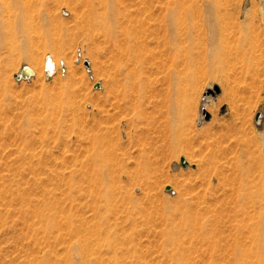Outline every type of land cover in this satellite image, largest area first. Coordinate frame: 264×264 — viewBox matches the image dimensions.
<instances>
[{"label": "rangeland", "instance_id": "374dc122", "mask_svg": "<svg viewBox=\"0 0 264 264\" xmlns=\"http://www.w3.org/2000/svg\"><path fill=\"white\" fill-rule=\"evenodd\" d=\"M168 1L153 0L152 9L158 14ZM65 3L46 0L44 18L34 14L29 39L10 38V49L0 51L5 60L20 52L12 65L0 64V264H200L219 256L264 254V0H174V96L173 85L142 64L139 93L132 97L137 111L115 120L105 111L108 43L101 33L76 26L74 13L85 10L83 0L77 8ZM132 3L130 9L138 0ZM209 10L218 34L222 25H235L236 43L211 36L205 22ZM134 14L145 15L136 9ZM38 24L46 25L44 30ZM69 37L74 42L64 58L50 42ZM158 44L140 54H158ZM234 45H240L239 61L227 52ZM32 50L34 75L16 79L30 64L25 55ZM54 51L69 63L67 72H39L45 55ZM257 112L263 114L259 124ZM173 115L170 145L164 125ZM147 121H155L156 130L146 132ZM110 123L122 129L116 140L121 149L112 152L114 169H126L129 176L150 163L151 170L132 181L126 176L124 183L114 181L111 202L94 204L90 194L102 188L94 178L115 161L95 149L101 133L103 152L110 149ZM220 142L238 144L242 165L251 171L241 207L237 184L222 187L214 181L211 191L205 186L201 161Z\"/></svg>", "mask_w": 264, "mask_h": 264}, {"label": "bare ground", "instance_id": "6f19581e", "mask_svg": "<svg viewBox=\"0 0 264 264\" xmlns=\"http://www.w3.org/2000/svg\"><path fill=\"white\" fill-rule=\"evenodd\" d=\"M132 1L134 0H129L127 2L128 5H126L127 3H124L126 2V0H83V3H85V10L84 7H82L83 8L82 13L84 11V14L81 13V15L83 16L79 15L80 13L78 15L74 13L75 19H77V21L75 22L76 26L80 27L81 29H84L87 34H91L94 31L101 33L102 35H104L109 46L110 63H109L108 81L110 85L106 99L109 108L105 110L109 116L108 118L109 120H115V116L117 114L122 115V118H126L130 109H134V111H137L138 107L133 106L132 97L134 96V93H139L138 84L141 80H139L138 74H139L140 66L142 64L149 65L150 68H155L156 71L160 74V80L165 79V83L168 81V83L172 84L173 91L172 92L169 91V92L173 93L172 95L174 96V82L176 81L175 78L177 76V70H175L174 68V44L177 42V38H178V27L175 22L177 19H174V0H169L168 2H166L165 6L162 5V7L160 8V12L158 14H156V11L152 9L153 0H138V5H133L136 7L130 9V7L132 6L130 4H133ZM57 2H59V0H57ZM63 2H66L65 5L69 3V5L72 4L71 6L74 5L73 7L77 8L80 7L82 0H63ZM45 3L46 0H0V51H2L4 46L5 48L10 49L11 47V44L9 42L10 38H15L16 36H19L24 39H29L30 32L35 27V25L33 24V20L36 18L34 17V14H37V19L41 18L44 15L43 9H45L46 7ZM135 9H136V13L141 11L145 15L142 17L137 16V14H134ZM10 10L11 11L13 10V12H9ZM211 11L212 10H209L207 12L205 19L206 26L210 31L211 36L216 37L217 35H220L222 38V43L223 42L229 43L230 42L229 39L234 38L233 42L236 43L238 40L239 31L238 29H235V25L234 26L227 24L222 25L221 30L218 34L217 32L219 30L217 29L218 31H216L215 28L217 21L215 22L216 23L215 24L213 20V14L215 13H211ZM215 11L217 14V10ZM9 13H11L10 14L11 18L7 15H4ZM5 16L7 17L5 18ZM215 17L216 15L214 16V19L217 20V18ZM38 25L40 29H43L46 26L42 24H38ZM73 39L74 38L69 37L67 39L68 40L67 42H55V43L50 42V44L54 49H56V51L62 52L64 54L63 57L65 58L66 57L65 50L67 48L70 49L69 46H72L74 42ZM154 43L155 45H157V47H159L158 43H160V45L162 46V49L159 50L158 54L156 55L140 54L141 49L148 48ZM227 52H229L231 54L230 57H232L236 61L240 60V56H241L240 45L238 46L234 45V49L232 51H227ZM14 53L15 54H11V57L13 59L14 57H18V53L20 52H14ZM35 54L36 52L32 50L29 53L27 52V55H25L26 60H28V62L30 61L29 62L30 64L24 67H29L33 71V75H34V67H36V63L33 64L34 61H36ZM56 54L57 52L54 51L51 54L45 55V57L41 62V66L39 67V72L42 73L44 71V73H46L48 76L58 72V69H62L64 73L67 72L69 63L64 58L59 59ZM12 58L10 59L7 58L6 60L4 58H0L2 59L0 61V64L3 63L5 67L10 66L13 63ZM168 58L171 59V61L169 60L170 64L168 63L170 66H167ZM47 59L50 60V63L53 66L51 71H49L45 66V62ZM232 71H234V69H232ZM19 74L20 72L18 74H15V76L16 75L19 76ZM67 79L70 82L73 81L71 75ZM176 92L179 93L178 91ZM143 99L144 97H142V99H139L140 100L139 102H143ZM171 102L169 101L170 104ZM173 106L174 105H172V108ZM138 111L143 115H145L144 113H146V109L144 110L139 109ZM148 114H150L149 110H148ZM127 121L128 120H125V122ZM148 121L145 124L147 125L146 127H148L146 132L150 131L151 129L156 130L155 121H151V122ZM165 123L166 124L164 125V130L167 129L168 131L165 132H169V136L167 135V138L169 137L168 140L171 142L169 143L171 145L172 142H175L174 115L172 118L169 117V119ZM110 124H111L110 129H108L110 131L109 133L115 136L111 138L109 137L108 143L110 149L107 151V153H104L105 151L102 149L103 147L102 133L100 136H98L100 139L97 137L99 141L96 142L95 149H96V153L100 157L103 156L105 159L111 157L115 161L110 166L107 165L106 170L101 171L99 178L96 177H95L96 179L94 178V185L102 186L101 189H98L99 187H97L90 194L94 204H99L100 201L104 202V204L105 203L109 204V202H111V199L115 197V193L117 191L116 187L113 185L114 181H117L119 183H124L122 182L123 176H126L127 180L129 179L130 181H132V179H135L133 178L134 177L133 175L136 176V175L145 174L151 170V165L149 162H146L149 164H145V168L148 166H150V168L148 167L142 171L138 169H134L132 173H129V176L126 169L121 172L117 168L114 169L116 167L115 164H118L116 160L117 154L112 155V152H114V150L116 149H121V145H119V143L116 140L118 137H120V133L122 132V129L120 130V128H118L119 126L115 127V125H119L120 123H113V124L110 123ZM115 128L118 129L116 130ZM164 130L163 129L160 130V133L162 135L164 134L163 133ZM116 131H117V135H115ZM146 136L147 134L145 135V137ZM223 139H225V137H223ZM234 142L236 143L238 141H234ZM221 144L223 146V142ZM231 144L233 145V143ZM225 145L226 146L223 147L219 145L220 147H218L217 149L211 148L210 151L212 152H210L209 158L208 159L206 158L205 161L204 159L203 161H201V163L204 162L205 165V166L203 165L204 167L203 174L205 173L204 174V181L206 184L205 186L208 190L211 191L213 190L214 187V181H216L222 187H225L229 184H231V186L237 184L236 200L238 202V206L241 207L242 201L244 199L243 196L244 192L248 187V178H249V173L251 171L250 169L242 165L237 149H235V147L238 144H236L235 147H233L234 145L233 146L229 144H225ZM217 159L219 161L218 164L216 163L217 161H215ZM184 161L186 162L185 159ZM200 181L202 180L200 179ZM122 186H124V184H122ZM209 201H211V199H209L208 202ZM204 203L207 204V200L204 201ZM209 204L211 205L210 202ZM206 211L207 210H204L205 213H207ZM106 213L108 214L109 212L106 211ZM103 217L108 220L107 216H102L100 218L104 220ZM237 252L238 251H236V253ZM262 254L256 257L254 256L255 258L251 259V257L242 258L240 257V254L239 255L237 254V256H239V258H237V256L236 257L234 256L235 255L234 252L233 255L234 257L232 256L233 258L228 257L226 259H223L222 258L223 256L221 257L222 259L219 258L220 256L218 258H213V259L206 258L207 260L200 261V264H264V254L263 255Z\"/></svg>", "mask_w": 264, "mask_h": 264}, {"label": "water", "instance_id": "95a60500", "mask_svg": "<svg viewBox=\"0 0 264 264\" xmlns=\"http://www.w3.org/2000/svg\"><path fill=\"white\" fill-rule=\"evenodd\" d=\"M86 65H88V63H86ZM45 66H46V68H47L49 71H51L52 68H53V66H52V64L50 63V60H49V59L46 60V62H45ZM32 75H33V71H32L29 67H24V68L20 71L19 76L16 75L15 78H19V79H28V78L31 77ZM99 86H100L99 84H96V85H95V88H99ZM207 93H210V91H208ZM262 116H263V114H262L261 112H257V113L255 114V118H254V120H255V122H256L257 124L260 123ZM180 163H181L182 166H186V162L184 161L183 158H181ZM166 190H170V187H167Z\"/></svg>", "mask_w": 264, "mask_h": 264}]
</instances>
